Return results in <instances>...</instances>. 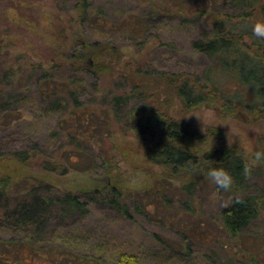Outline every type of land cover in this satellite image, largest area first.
Returning a JSON list of instances; mask_svg holds the SVG:
<instances>
[{"label": "rangeland", "instance_id": "obj_1", "mask_svg": "<svg viewBox=\"0 0 264 264\" xmlns=\"http://www.w3.org/2000/svg\"><path fill=\"white\" fill-rule=\"evenodd\" d=\"M170 1L92 0L90 20L82 24L75 10L76 0H0V100L17 92L26 96L11 111L0 114V176L11 178L6 193L9 204L3 201L7 207L0 208V264H4L6 245L20 242L34 243L38 248L50 245L86 256L98 264H118L117 257L123 251L136 253L140 264H215L208 255L217 264H223L212 251L214 242L210 243L209 237L207 242L204 238L190 241L193 252L189 253L175 232L207 235L214 225L213 217L226 203L225 195L207 181L194 198L195 214L178 213L175 188H181L182 180L172 179L168 186L163 182L166 174L162 167L147 160L143 141L122 119L128 108L119 111L114 106V96L132 91L129 82L122 79L127 74V64L136 68L139 63L147 62L150 69L178 72L190 67L201 69L209 63L205 57L192 55L190 51V38L198 37L199 33L192 34L189 27L177 29L175 19L165 17L168 11L164 10L172 6ZM203 2L192 0L195 7ZM153 8L161 12L147 22L145 16ZM144 27L148 29L146 34L139 31ZM81 41H109L124 54L113 75L102 76L99 92L93 88L96 77L82 70L76 72L64 59L65 55L80 52ZM58 63V68L53 70L51 67ZM32 64L54 71L51 85L54 82L60 86L76 77L86 78L81 100L104 118L83 114L74 122L71 103H63L58 111H46L36 96L37 86L43 81H39ZM170 113L201 131L213 126L225 130L224 144H229L230 125L226 124L230 123L257 148L264 149V119L244 122L233 116L223 117L214 108L206 107L187 113L177 99ZM73 129L87 133L88 139L80 143H88L80 150L69 139ZM232 146L238 147V141ZM18 150L30 152L28 164L11 156ZM107 161L120 174L123 200H129L133 218L118 215L100 201L90 203L86 216L73 213L62 218V209L53 203L47 207L49 215L43 217L41 233L35 234L34 227L16 224L6 217L8 211L13 212L23 200L30 201L34 196L46 199L66 193L106 196V181L110 182ZM254 167L264 168V163ZM263 181L262 177L253 180L257 185ZM112 183L116 185L115 181ZM167 199L172 200L173 207L166 204ZM133 202L142 206L143 213L134 212ZM255 225L254 230L264 229V217ZM23 254L27 257H14L13 263L52 264L46 253L36 258L28 251Z\"/></svg>", "mask_w": 264, "mask_h": 264}, {"label": "trees", "instance_id": "obj_2", "mask_svg": "<svg viewBox=\"0 0 264 264\" xmlns=\"http://www.w3.org/2000/svg\"><path fill=\"white\" fill-rule=\"evenodd\" d=\"M170 3L174 8L169 10L172 6H168L164 10L168 11L165 17L175 19L177 29L189 27L192 34L199 33L198 37L190 38V51L192 55L205 57L209 63L201 66V69L190 67L189 70L178 72L150 69L147 62L145 65L139 63L136 68L127 64V74L122 79L129 82L132 91L114 96V106L119 111L128 108L122 119L143 141L147 160L162 167L166 174L163 182L171 184L172 179L182 180L181 188H175V191H179L175 192L178 213L195 214L196 208L193 205L197 191L205 182H212L205 175L209 164L228 168L235 178L230 189L216 185L225 195L226 203L218 210L216 217H213L214 225L210 226L207 235L179 230L175 232L181 236L185 252H193L190 241L204 238L205 242H214L212 251L221 258L223 264H264V229L254 230L257 226L255 223L264 217V181L262 185L253 182L254 178H264V168L253 167L251 176L243 174L245 157L238 147L223 143L225 130L213 126L201 131L170 113L177 99L182 110L187 113L206 107L214 108L223 117L233 116L244 122L264 119V39L256 37L252 31L256 22H264V0H204L197 7L192 0H171ZM75 4L80 23H88L92 0H76ZM160 12L158 8H153L145 16V20L153 21L151 18L158 16ZM139 31L146 34L148 29L144 27ZM168 43L176 46L173 42ZM80 44L79 53L65 55L64 59L76 72L82 70L96 77L93 88L99 92L102 76L113 75L124 54L116 44L109 41H81ZM58 66L59 63L51 68L55 70ZM32 67L37 71L39 81H43L37 86L36 96L45 105L46 111H58L63 103H71L70 114L74 122L83 114L92 118H104L97 115L95 109L86 107V102L81 100L86 91L83 85L86 78L76 77L60 86L54 82L51 85V81L55 80L54 71L41 64H32ZM24 98V93L17 92L15 96L11 94L5 100H0V114L9 111ZM73 130L69 139L75 149L80 150L83 144L88 143H80L88 139L87 133ZM211 148L209 153L205 152ZM11 156L26 165L31 154L18 150ZM107 162L110 167V182L106 181V196L86 193H66L53 199L34 196L30 201L28 198L23 200L13 212L8 211L6 217L16 224L34 227L35 234L38 231L41 233L43 217L45 219L49 215L47 207L53 203H57L62 209V218L73 213L86 216L90 212V203L98 201L118 215L133 218L129 200H123L124 190L119 185L120 174L113 171L112 162ZM10 182L9 176H0V208L7 207L2 204L3 201L9 204L6 193ZM169 183L166 185H170ZM110 187L112 190L109 191ZM165 202L172 206V200L167 199ZM133 206L136 214L143 213L139 203L133 202ZM11 242L13 243L12 240ZM27 244L20 242L6 245L3 251L4 264H14V257L26 258L23 254L25 251L34 254L35 258L46 253L52 264H98L89 258L87 260L86 256L64 252L50 245L38 248L34 243ZM225 244L227 251L224 250ZM13 245H17V249L12 250ZM208 257L217 264L214 257ZM117 261L118 264L141 263L136 253L124 251L120 252Z\"/></svg>", "mask_w": 264, "mask_h": 264}, {"label": "clouds", "instance_id": "obj_3", "mask_svg": "<svg viewBox=\"0 0 264 264\" xmlns=\"http://www.w3.org/2000/svg\"><path fill=\"white\" fill-rule=\"evenodd\" d=\"M252 31L256 37L264 39V22H256L252 26ZM196 115L201 118L199 114ZM202 122L204 123L203 120ZM226 125H230V130L228 132L229 146L231 147L238 141V150H242L246 157L243 165V174L251 176L253 167L259 163H264V149L257 148L254 143L246 139L241 132L234 130L230 123ZM230 132L232 133L231 136H229ZM212 148L206 149L205 152L209 153ZM205 175L210 178L215 185L223 189H230L235 180L232 172L224 166H212L209 164L205 169Z\"/></svg>", "mask_w": 264, "mask_h": 264}]
</instances>
